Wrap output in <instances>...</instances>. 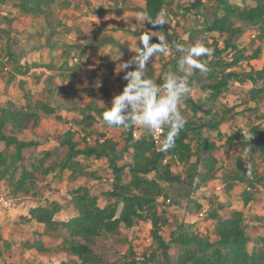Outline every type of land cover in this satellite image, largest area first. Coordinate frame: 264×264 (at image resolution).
<instances>
[{
	"label": "trees",
	"instance_id": "trees-1",
	"mask_svg": "<svg viewBox=\"0 0 264 264\" xmlns=\"http://www.w3.org/2000/svg\"><path fill=\"white\" fill-rule=\"evenodd\" d=\"M172 2L173 0H145L143 6L135 8L148 23V19L154 20L158 13H164L165 8L172 5ZM203 2L192 0L185 10L208 18L206 32H218L223 36V41L219 46L214 37H210L213 40L211 42L207 39L200 40L198 36L191 40L189 46L199 42L215 50L213 56L201 58L207 62L208 71L201 73L196 70L191 80L200 89L208 92L204 101L207 105L206 118L199 115V123L215 130L232 120L236 114V105L222 100L235 82L243 85L240 88H243L245 103L258 102L264 97V66L255 68L252 65V62L262 55L264 0H214L215 3L211 5ZM74 4L75 0H0V7H15L24 16L41 19L42 26L48 30L46 42L54 35L62 38L65 31L75 30L61 13L62 10L74 7ZM22 25L24 26L22 16L2 15L0 12V80L5 84L6 92L12 97L17 76L29 73L33 74L40 88L37 97H33L31 93L26 94L25 103L22 105L12 98L0 101V180L9 188V195L6 196L24 197L36 194L38 185L43 180L42 176L50 173L69 169L73 177L74 172L82 166L79 157L106 158L108 173L113 175V181L106 191H101L95 185H80L75 189V215L70 220L57 218V214L64 208V195L54 193L43 201L39 199L36 205L29 208V217L25 216V220L41 223L43 230H36V238L27 239L23 243V251L42 255L66 251L77 256L81 260L80 264H96L100 260L97 249L103 241L116 235L121 229H134L140 221L146 220L152 224L151 250H140V257L134 256L128 264H264V236L260 237V248L249 249L250 237L245 228L244 208L252 202V189L256 185L250 179L242 159H237L238 168L230 176L226 191L230 196L237 182L246 183L240 194L243 206L232 208L229 203L219 201L209 207L207 215L203 217L213 222L212 232L215 239L209 234L197 231L191 221L193 216L201 218L198 213L205 206L202 196L191 199V203L186 207L187 217L182 220L169 214L168 209L159 201L165 194L166 183L178 182L185 187H192L195 183L201 186L215 176L218 144L203 139L196 147L191 144L190 134L199 126L193 114L185 116L187 124L180 132L175 147L168 152L158 151V146L150 134L134 139L133 127L125 130L122 139L113 136L102 141L97 139L92 143L80 136V131L62 129L57 125L55 138L66 148L65 156L60 161H53L45 166V161L50 156V153L46 152L38 159V163L28 162L25 149L37 147L40 142L20 139L18 134L25 130L38 132L44 117L62 119L58 106L52 103L57 93L54 83L57 78L66 82L78 77L80 65L69 64V61L64 59L58 66L57 73H50L42 78L40 73L32 69L42 66L47 69L54 67L52 64L42 65L25 55L22 49L24 37L18 33ZM246 27L256 31L254 41L257 44L253 50L250 46L240 44ZM155 28L161 29V26ZM163 31L168 36L170 47V53L165 56L169 57L172 68L176 70L179 54L174 45L179 43V36L168 33L166 27ZM150 42L159 41L156 39ZM140 47L139 42L138 50ZM224 55L229 56V59ZM134 68L135 65H132L125 71ZM156 69L157 65L152 59L146 76L155 81ZM101 74L99 80L103 82H109L113 78L112 69L110 73ZM123 76L120 78L123 79ZM247 81L252 84L250 88L244 85ZM124 82L127 83L125 80ZM20 85L24 87L25 81L21 80ZM102 92V102L98 104L97 110L100 116L91 113L93 105L90 104L81 112L83 117L79 123L87 126L85 129H92L102 120V113L111 107L112 90L106 86L102 88ZM185 102L194 114L201 108L190 97H187ZM218 103L221 105L215 106ZM217 116L219 118H216ZM263 131L261 125H254L250 129V136L264 155ZM236 141V137H231L226 144ZM128 158L129 161H126ZM176 164L182 166L184 171L174 173L171 169ZM150 174H155V177H150ZM127 176L128 180H125ZM255 180L264 184V174ZM163 228L170 229L167 236L162 234ZM0 241L7 251H11L12 244L2 234Z\"/></svg>",
	"mask_w": 264,
	"mask_h": 264
},
{
	"label": "rangeland",
	"instance_id": "rangeland-1",
	"mask_svg": "<svg viewBox=\"0 0 264 264\" xmlns=\"http://www.w3.org/2000/svg\"><path fill=\"white\" fill-rule=\"evenodd\" d=\"M203 1L206 5L215 3L214 0ZM144 3L145 0H75L74 7L61 12L65 15V21L71 23L75 30L65 31L62 38L54 35L48 42H46L48 30L42 26L41 19L24 16L15 7H0V11L6 12L4 15L22 16L24 26H21L22 29L19 28L18 33L24 37L22 49H24L25 55L37 60L42 65L52 64L54 67L47 69L42 66L32 69V71H37L44 78L47 74L57 73L58 66L63 63L64 59L69 61V64L80 65L77 72L78 77L66 82L59 78L55 80L54 87L57 89V93L52 103L58 106V113L62 119L44 117L42 127L38 132L25 130L18 134L20 139L40 142L37 147L32 146L25 149L28 162L38 163V159L42 158L46 152H49L50 156L45 161V166L53 161H60L65 156L66 148L61 146L55 138L57 129L55 126L57 125L62 129L84 130L91 135L93 140L113 136L119 139L124 137L125 130L109 128L102 120L96 123L92 129L90 127L85 129L87 126L80 124L79 121L83 117L82 110H86L89 104L93 105L91 113L96 115L98 104L102 102L103 87L108 86L113 92V97L123 91L126 83L120 78L125 71H121L122 63L129 61L136 54L138 38L142 33L151 35V40H158V37L162 35L167 41L168 36L163 31L166 27L168 33L178 35L179 43L185 46H189L191 40L196 36L200 40L207 39L209 42L213 41L210 37H214L218 45H222V35L215 31L206 32L208 18L185 10L186 6L191 5L192 0H173L172 5L165 8L167 24L161 26V29L151 27L145 20L138 21L140 14L135 7L142 6ZM134 28L135 31H133ZM255 34L254 29L246 27L240 44L250 46V49L253 50L257 44L254 41ZM45 43L48 44L39 46ZM261 45L262 55L252 62L255 68L264 66V42ZM227 58L229 59V56ZM153 61L157 65L155 82L162 84L167 72L175 70L172 68L168 56L158 55L153 58ZM110 69L113 71V78L109 82L99 80L101 73H110ZM91 76L93 78H90ZM21 80L25 81L24 87L20 85ZM189 83L193 86L194 91L188 97L201 107L194 114L190 111L191 107L185 100L181 104L184 117L193 114L199 125L198 129L190 134V141L194 147L202 139L215 141L218 144L216 150L217 170L212 180L201 186H197L195 183L192 187H185L178 182L166 183L165 194L159 198V201L168 209L169 214L179 220L187 217L186 207L195 196H202L203 204L208 205V208L219 201L229 203L232 208L242 207L243 201L240 194L247 184L237 182L230 196L226 191L227 183L231 180L230 176L238 168L237 159H242L248 169L250 179L256 185L252 189L254 191L252 204L250 203L248 207L244 208L245 228L250 237L249 249L256 250L261 246L260 237L264 236V184L257 183L255 179L264 174V155L251 138L250 129L259 124L264 130V97L258 102L245 103L243 88H240L243 85L235 82L222 100L227 101L230 105H236V114L232 120L213 130L199 123V115L206 118L207 105L204 101L208 97V92L200 89L191 80V77ZM244 85L246 88L252 86L248 81ZM39 90L32 73L17 76L14 81L12 97L6 92V86L0 80V101L12 98L16 103L22 105L25 103L26 94L31 93L33 97H37ZM219 105L221 104L218 103L215 106L219 107ZM98 116L100 115L98 114ZM231 137H236L237 141L233 144H226V141ZM78 160L82 162V166L74 172L73 177L70 175L71 170L69 169L43 175L36 194L24 197L9 196L13 200L12 207H14L11 211L0 205V234L4 235L3 226L5 225L6 231H8V234L5 233L8 235L6 239L12 244L11 251H7L0 241V264H80L81 260L77 256L66 251L42 255L25 252L22 249L23 243L27 239H33L36 231L34 230L36 224L27 222L23 213L31 206L36 205L39 199L43 201L45 198L52 197L54 193L64 195L66 197L64 208L57 216L64 220H70L75 215L73 195L78 186L95 185L101 191H106L110 187L113 175L108 173L106 158L84 159L79 157ZM126 161H129V158ZM171 170L177 173L184 171V168L176 164ZM149 176L155 177V174ZM125 180H128V176ZM0 192L9 195V188L6 187L3 180H0ZM191 221L194 222L197 231L209 234L215 239L212 232L214 226L210 219L205 220L203 217L193 216ZM151 228L150 221L142 220L134 229H121L119 233L103 241L98 247L97 254L100 256V260L96 264H128L134 256L140 257V250L144 249L150 252ZM162 231V234L167 236L170 229L163 228Z\"/></svg>",
	"mask_w": 264,
	"mask_h": 264
},
{
	"label": "clouds",
	"instance_id": "clouds-1",
	"mask_svg": "<svg viewBox=\"0 0 264 264\" xmlns=\"http://www.w3.org/2000/svg\"><path fill=\"white\" fill-rule=\"evenodd\" d=\"M166 14L158 13L155 19H148L153 28L167 24ZM143 16L138 17L142 21ZM136 29L134 28L133 31ZM152 36L142 33L139 36L140 49L127 62L122 63L121 71L135 65L134 70L124 71L123 79L127 81L123 91L115 95L111 107L102 113V120L109 128L127 130L137 127L156 137L166 129L158 143L157 150L168 152L176 145L180 132L185 128L187 119L181 111V104L194 91L189 78L196 70L208 71L207 62L202 57L214 55V49L202 43L185 46L174 45L179 54L176 70H169L162 84H157L146 76L149 62L156 55H168L169 44L164 36L159 42H150Z\"/></svg>",
	"mask_w": 264,
	"mask_h": 264
},
{
	"label": "built area",
	"instance_id": "built-area-1",
	"mask_svg": "<svg viewBox=\"0 0 264 264\" xmlns=\"http://www.w3.org/2000/svg\"><path fill=\"white\" fill-rule=\"evenodd\" d=\"M0 12H1L2 15L6 14L5 11H0ZM163 133H164V130H162L161 134L158 135V136H156V137H153L151 135L153 137V139L155 140V143H156L157 146H158L159 141L163 137ZM144 134H148V133H146L143 129H140V128H137V127H133V129H132V136H133L134 139H139ZM80 136L86 138V140L88 142L94 143V142L97 141L96 139L93 140L92 137H91V135H89L88 133H86L84 131H80ZM102 140H103V138H100L99 139V141H102ZM165 162H166V160H165ZM0 205L6 207L8 209H10L13 206V200H12V198L7 197L6 194L0 192ZM207 211H208V205H205L201 209V211L198 213V217H201V218L202 217H205L207 215ZM263 225H264V221H263Z\"/></svg>",
	"mask_w": 264,
	"mask_h": 264
},
{
	"label": "crops",
	"instance_id": "crops-1",
	"mask_svg": "<svg viewBox=\"0 0 264 264\" xmlns=\"http://www.w3.org/2000/svg\"><path fill=\"white\" fill-rule=\"evenodd\" d=\"M143 6V5H142ZM80 131H82V130H80ZM87 133V132H86ZM20 138V137H19ZM252 204V203H251ZM34 206V205H33ZM243 206V205H242ZM249 206V205H248ZM247 206V207H248ZM32 207V206H31ZM241 208V207H240ZM12 209H14V207H11L10 209H9V211H11ZM238 209V208H237ZM24 214V216H27V217H29V209L26 211V212H24L23 213ZM57 218H59L58 216H57ZM59 219H61V220H64V219H62V218H59ZM31 223H34V224H36V226H35V228H34V230H38V231H42L43 230V225L41 224V223H38V222H36V221H32ZM39 226V227H38ZM3 229H4V236H5V238H8V235H6V234H8L7 232L8 231H6L7 229H6V227H5V225L3 226ZM6 233V234H5ZM36 236H37V234H36V231H35V233H34V238H36ZM43 237L44 238H47V236H45V235H43ZM25 252H28V251H25ZM30 253V252H29ZM32 254H35V253H32Z\"/></svg>",
	"mask_w": 264,
	"mask_h": 264
}]
</instances>
